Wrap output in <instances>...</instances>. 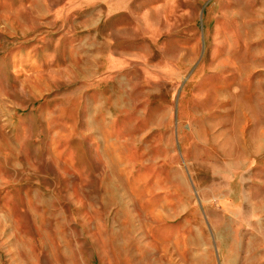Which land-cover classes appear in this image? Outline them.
I'll list each match as a JSON object with an SVG mask.
<instances>
[{
    "label": "rangeland",
    "instance_id": "1",
    "mask_svg": "<svg viewBox=\"0 0 264 264\" xmlns=\"http://www.w3.org/2000/svg\"><path fill=\"white\" fill-rule=\"evenodd\" d=\"M0 264H264V0H0Z\"/></svg>",
    "mask_w": 264,
    "mask_h": 264
}]
</instances>
